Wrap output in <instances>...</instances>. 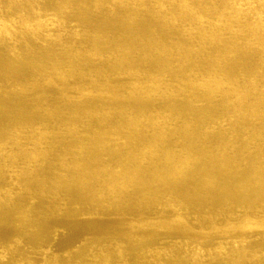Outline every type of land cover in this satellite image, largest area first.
<instances>
[{
	"label": "rangeland",
	"instance_id": "1",
	"mask_svg": "<svg viewBox=\"0 0 264 264\" xmlns=\"http://www.w3.org/2000/svg\"><path fill=\"white\" fill-rule=\"evenodd\" d=\"M154 26L143 23L139 39L119 29L112 42L102 37L101 48L105 55L136 50L145 34L163 29ZM230 50L213 71L204 69L205 77L222 66L229 74L207 90L187 77H157L186 59V74L198 69L190 50L160 59L150 52L122 81L124 69L105 64L113 80L96 84L63 75L15 85L0 68V98L25 110L14 121L0 119V129L11 132L0 137V158L16 142L37 147L36 167L49 179L44 186L24 175L12 179L0 163V264H264V149L250 144L229 158L232 133L215 134L229 113L215 89L234 90L249 72L240 59L245 48ZM33 108L40 115L27 112ZM28 119L33 126L26 128ZM51 126L57 131L49 140ZM159 134L165 155L151 140ZM161 173L166 182L152 184ZM220 182L229 185H214ZM26 207L53 216L41 227Z\"/></svg>",
	"mask_w": 264,
	"mask_h": 264
},
{
	"label": "bare ground",
	"instance_id": "2",
	"mask_svg": "<svg viewBox=\"0 0 264 264\" xmlns=\"http://www.w3.org/2000/svg\"><path fill=\"white\" fill-rule=\"evenodd\" d=\"M143 23L148 30L157 23H161L163 29L155 36L145 34L136 50L133 47L129 52H121V49L110 48L105 55L106 48H101L103 36L112 42L120 29L139 39ZM227 48L234 53L245 48L240 59L249 70L234 90L222 86L215 89L219 103L229 109L228 122L215 134L220 135L225 130L232 133L225 151L229 158H237L243 146L256 144V148L264 149L261 143L264 142V0H0V68L10 73L15 85L34 78L58 79L63 75L84 83L96 84L100 79L110 82L113 78H107L105 64L124 69V75L118 78L122 81L141 60H149L150 52L155 59H160L172 52L184 55V51L190 50L198 69L186 74L185 64L189 63L186 59L181 66L174 70L166 68L157 77L179 81L187 77L207 90L210 80L229 77L222 70L223 66L209 73L210 77L204 75L205 68L213 71L221 51ZM225 63L232 68L236 60L229 58ZM21 70L27 72L24 77L20 75ZM23 111L1 96L0 119L14 121L21 118ZM27 112L40 115L35 108ZM180 117L173 121H179ZM31 119L26 128L33 126ZM56 131L51 126L45 137L52 140ZM10 134L0 129V137L7 139ZM20 134L26 136V132ZM237 138L241 139L239 144ZM155 139L161 153L167 154L166 138L159 134L151 140ZM21 145L16 142L2 151L0 163L6 175L12 179L24 175L30 184L44 186L49 179L36 167L40 159L38 148L23 150ZM218 158L225 157L220 154ZM189 160L187 157L185 161ZM257 169L262 170L260 166ZM212 180L216 183L217 177ZM165 182L163 173L151 181L154 185ZM261 185L263 192L264 183ZM3 205L4 198L0 194V209ZM36 208L26 207V211L31 216L38 215V225L42 227L53 214L49 212V217Z\"/></svg>",
	"mask_w": 264,
	"mask_h": 264
}]
</instances>
